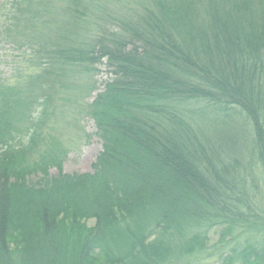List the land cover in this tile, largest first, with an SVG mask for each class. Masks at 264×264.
<instances>
[{
	"label": "trees",
	"instance_id": "1",
	"mask_svg": "<svg viewBox=\"0 0 264 264\" xmlns=\"http://www.w3.org/2000/svg\"><path fill=\"white\" fill-rule=\"evenodd\" d=\"M101 4L0 2V264H189L214 230L264 264V0ZM76 106L92 173L62 171Z\"/></svg>",
	"mask_w": 264,
	"mask_h": 264
},
{
	"label": "rangeland",
	"instance_id": "2",
	"mask_svg": "<svg viewBox=\"0 0 264 264\" xmlns=\"http://www.w3.org/2000/svg\"><path fill=\"white\" fill-rule=\"evenodd\" d=\"M1 1V0H0ZM106 8L112 9L113 11L120 4V0H100ZM94 3V2H93ZM92 3V4H93ZM101 4V5H102ZM125 9H128L123 3L120 4ZM6 48L0 47V73L8 75L13 67L11 61L6 56ZM101 74L95 77V80L99 81L98 90L91 94L90 98L87 100L89 103L94 99V95L103 89V84L106 80V71L101 67ZM73 117L75 120L80 119L79 124L75 123L74 120H70L66 116L69 125H66L64 129L60 130V137L56 128V137L59 139V143L63 149H66V155L64 156L62 171L65 174H85L92 173V164L95 162L96 157L102 151V143L96 136V128L93 121L86 119L82 116L85 108L80 106L79 108L73 107ZM245 126L244 123H242ZM209 131H217L222 128L219 122L215 123L214 126L208 125ZM234 130H239L238 128H232ZM224 133V131H223ZM232 132L230 130L225 131V141L227 142V137L230 136ZM49 174L54 176L57 174L56 169L50 170ZM38 178H32V181ZM163 200H168L163 198ZM155 203V201L152 200ZM86 226L93 227L95 224V219H88L84 221ZM215 231V232H214ZM210 234V240L207 244L205 252L201 254H195L193 258L187 260L189 264H221V259L229 251V249L237 241L236 237H226L225 240L218 244V230H214ZM238 240H241L240 238ZM185 262V261H184ZM182 262V263H184Z\"/></svg>",
	"mask_w": 264,
	"mask_h": 264
}]
</instances>
